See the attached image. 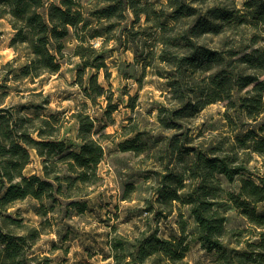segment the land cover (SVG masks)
<instances>
[{"label": "trees", "instance_id": "1", "mask_svg": "<svg viewBox=\"0 0 264 264\" xmlns=\"http://www.w3.org/2000/svg\"><path fill=\"white\" fill-rule=\"evenodd\" d=\"M202 1L168 0L171 13L166 16L159 1L92 0L85 5L81 0H62L60 5H47L45 0H0V20H7L14 31L10 47L16 54L0 67V264H51V257L35 251L46 233L44 225L54 220L51 213L56 205L64 206L67 216L74 208L85 213L89 206L83 198L88 194L83 191L101 181L99 165L105 146L102 138H95L97 120L86 104L72 115L79 124L81 144L76 148L59 136L64 121L59 122L55 114L41 113V106L6 103L11 83L58 75L69 40L76 42L74 53L83 64L77 83L94 104L105 99L107 117L118 109L112 92L98 81L101 71L110 78L107 60L112 55L105 52L110 43L117 49L132 50L137 60L144 57V71L154 61L171 70L167 79L176 103L161 107L158 115L165 130L179 128L181 119L195 117L211 104L230 101L234 105L235 93L246 90L239 107L256 128L245 129L226 143L189 146L186 136L177 147L179 141H171L169 164L173 159L181 161L184 155L191 157V163L171 178L177 187L168 199L190 206L198 225L196 239L213 254L214 264H264V214L257 209L264 203V43L236 60L249 68L246 72L234 65L236 53L225 54L203 42L209 35L220 36L227 29L242 27L252 33L251 47L262 43L264 0H245L242 11ZM160 43L161 53L155 51ZM20 60L22 64H18ZM88 69L98 73L86 80ZM124 149L142 152L137 145ZM32 151L41 159L42 175L25 174ZM255 157L260 158V167L251 166ZM220 176L229 183L239 181L238 191L225 189ZM77 197L81 200H74ZM27 199L39 203L40 226L28 225L19 212L9 213ZM220 200L233 203L248 225L229 229L226 215L217 206ZM181 225L185 234L186 223ZM108 244L112 264H186L189 251L185 236L165 238L158 229H146L135 237L114 234Z\"/></svg>", "mask_w": 264, "mask_h": 264}, {"label": "rangeland", "instance_id": "2", "mask_svg": "<svg viewBox=\"0 0 264 264\" xmlns=\"http://www.w3.org/2000/svg\"><path fill=\"white\" fill-rule=\"evenodd\" d=\"M88 5L92 0H81ZM160 2V11L169 16L171 9L166 7L168 0H146ZM217 2L220 6L231 10L244 9L245 0H203L204 3ZM47 5H60L62 0H45ZM236 17V16H235ZM130 21L133 16H130ZM144 22V18L142 19ZM220 36L209 35L204 45L218 48L227 54L236 53L234 65L248 72L249 68L236 62L246 50L261 47L259 43L252 46V33L241 28L227 29ZM0 67L15 59V51L10 47L14 31L7 20H0ZM161 40V39H160ZM76 42L69 40L66 49V60L58 75H46L35 81L24 80L10 84L8 105L42 107L39 111L44 114H55L63 128L59 133L61 139L78 148L81 141L77 139L79 124L72 115L82 105H87V111L97 120L95 138H102L105 146V156L99 165L101 181L96 186L84 190L83 198L88 202V210L80 213L77 208L70 209L67 216L66 208L56 205L55 213L50 215L52 224L44 225L46 233L35 247L41 256H49L51 264H112L108 241L114 234L124 237H135L146 229H158L160 236L165 238H181L185 236L189 251L186 264H214L213 254L208 253L197 241L198 225L191 208L177 202H171L168 194L177 187L171 179L189 167L191 157L184 155L180 160L171 158V141H179L188 136L189 146L200 143L216 144L227 139H235L237 134L245 129L256 128V123L246 116L239 105V99L246 90L235 93L233 104L223 101L207 106L195 117H184L179 121L180 127L168 131L160 127L158 115L161 107H170L176 103L172 96L167 77L171 70L163 63L149 66L144 71L143 58L136 59L132 50L114 48V43L105 49L110 66V78L105 72L99 73V83L113 94L114 104L118 109L107 117L105 114L107 102L100 98L97 103L85 96L78 85V73L83 68L82 60L75 56ZM100 45V44H99ZM98 45V46H99ZM156 46V45H154ZM158 52L162 45L155 47ZM116 50L112 52V50ZM179 49V48H178ZM23 61H18L22 64ZM155 66V67H154ZM246 67V68H245ZM159 72V73H158ZM97 70L88 69L85 79L97 74ZM208 74V73H207ZM201 76V75H199ZM203 76V75H202ZM50 101V104L47 102ZM135 105V108H132ZM178 106V105H177ZM29 112V111H28ZM32 113V112H30ZM264 124V114L262 115ZM137 145L142 152L124 151V147ZM32 163L26 168L25 174L42 175V162L35 151H32ZM260 158L255 157L252 167H260ZM180 161V162H179ZM168 176L167 181L164 180ZM223 187L238 191L240 182L229 183L220 176ZM239 177L238 179H240ZM77 192V191H76ZM180 190L179 193H182ZM78 193V192H77ZM81 194V193H80ZM128 195L129 199H124ZM74 200L79 201L81 197ZM38 201L27 199L14 205L9 213L19 212L30 226H40L41 218L36 208ZM217 206L227 217V227H246L247 221L233 203L220 200ZM260 213L264 214V203L257 205ZM60 210H62L60 212ZM182 223H186V232L182 233ZM13 227V225H12ZM243 248V247H241Z\"/></svg>", "mask_w": 264, "mask_h": 264}]
</instances>
